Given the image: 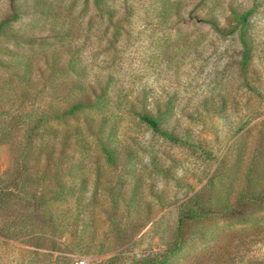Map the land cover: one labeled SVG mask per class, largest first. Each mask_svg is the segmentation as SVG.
I'll return each mask as SVG.
<instances>
[{
    "label": "rangeland",
    "instance_id": "1",
    "mask_svg": "<svg viewBox=\"0 0 264 264\" xmlns=\"http://www.w3.org/2000/svg\"><path fill=\"white\" fill-rule=\"evenodd\" d=\"M13 8L0 264H264V0H0V21Z\"/></svg>",
    "mask_w": 264,
    "mask_h": 264
},
{
    "label": "trees",
    "instance_id": "2",
    "mask_svg": "<svg viewBox=\"0 0 264 264\" xmlns=\"http://www.w3.org/2000/svg\"><path fill=\"white\" fill-rule=\"evenodd\" d=\"M98 1V0H96ZM251 13V9H247V10H243V11H237V10H231V17L235 20V26L233 27L234 29L238 28V37L242 46V56H241V69H244V65L246 63V60L248 58V53H249V48H248V43H247V38L245 35L246 32V27L248 24V16ZM18 16L17 10L16 8H13V13L4 18L3 20L0 21V35L1 33L5 30L7 23L10 20L15 19ZM209 22L211 23L212 27L219 33H224V30L219 27L217 21L215 20H209ZM232 28V29H233ZM89 106V104L87 102H76L74 104H72L71 106H69L67 109H65L63 112H61V114H58L54 117H61V116H65V115H69V114H73L75 111ZM140 119L143 120L153 131L161 134L162 136H165L169 139H174V136L172 133L162 129L159 126V122L158 119H156L155 117L148 115V114H141ZM104 151L106 152L107 156L109 159H111V152L108 148L104 147L103 148ZM14 190L13 189H7V190H0V203L2 201H4L5 199L9 200L10 198L13 197L14 195ZM198 205V202H196L194 205L192 206H186L183 207L180 212H179V216H178V222H179V228L178 230H180V226L182 224V222L186 219H198L200 217H205L208 215V212L203 210V209H199L196 208V206ZM176 248H178V246H175V248L171 249L169 251V253L173 252ZM159 264H167L166 261L161 260L160 262H158Z\"/></svg>",
    "mask_w": 264,
    "mask_h": 264
},
{
    "label": "built area",
    "instance_id": "3",
    "mask_svg": "<svg viewBox=\"0 0 264 264\" xmlns=\"http://www.w3.org/2000/svg\"><path fill=\"white\" fill-rule=\"evenodd\" d=\"M75 264H85V261L83 259H77Z\"/></svg>",
    "mask_w": 264,
    "mask_h": 264
}]
</instances>
